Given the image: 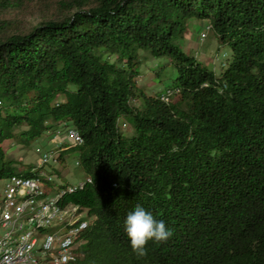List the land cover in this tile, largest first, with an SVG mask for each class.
<instances>
[{
  "label": "trees",
  "instance_id": "1",
  "mask_svg": "<svg viewBox=\"0 0 264 264\" xmlns=\"http://www.w3.org/2000/svg\"><path fill=\"white\" fill-rule=\"evenodd\" d=\"M58 6L26 32L0 19V187L45 169L10 142L74 127L83 142L53 150L78 152L82 184L44 178L91 216L67 264H264V0ZM193 19L227 49L219 71L184 49ZM136 206L173 233L143 258L124 230Z\"/></svg>",
  "mask_w": 264,
  "mask_h": 264
},
{
  "label": "bare ground",
  "instance_id": "2",
  "mask_svg": "<svg viewBox=\"0 0 264 264\" xmlns=\"http://www.w3.org/2000/svg\"><path fill=\"white\" fill-rule=\"evenodd\" d=\"M71 141L82 143L83 139L77 132V140ZM40 161L43 164L50 163L52 162V156H42ZM53 161H58L56 151L53 152ZM31 179L42 183V189L41 191H29L19 195L18 204L23 205L17 210L11 211L13 203L17 202V194H8V191H1L0 224H8V228L14 229L13 231L0 229V262L4 260L15 261L17 248L22 247L26 237H28L26 253L33 254H43L47 251L58 250L59 241H66L74 232L76 233L73 235V243H80L81 240L79 238L83 232L77 231L81 226L89 225L91 221L90 218H86L89 213L86 209L84 213H79L76 216L75 212H68V217L52 218L53 210H60L65 207V204L60 203L65 191H47L44 180L37 174H13L5 181H28ZM69 189L73 191V186L70 185ZM79 207L82 206L79 205ZM8 211L11 212L7 213ZM20 222L28 223H21L16 226V223ZM59 229V241H48ZM74 251L67 250V257L55 261L48 260L45 257H21L17 262H10L9 264H67Z\"/></svg>",
  "mask_w": 264,
  "mask_h": 264
},
{
  "label": "rangeland",
  "instance_id": "3",
  "mask_svg": "<svg viewBox=\"0 0 264 264\" xmlns=\"http://www.w3.org/2000/svg\"><path fill=\"white\" fill-rule=\"evenodd\" d=\"M59 0H24L20 6H12L11 8L0 7V19L8 22L10 33H16L18 31H29L33 26L38 24L41 20L50 18L53 14L58 12ZM208 24L204 20L193 19L190 23V29L188 30L183 46L186 51L194 52L199 55L202 60L207 61L212 67L219 71V60L223 57L226 48L221 47L218 50L217 42L211 39V31L206 36V28ZM148 78H145L147 80ZM127 126V122H124ZM60 131V132H58ZM57 132H49L45 134L39 141L32 145L24 146L10 142L9 154L17 159V161L24 164H34L41 167H45L44 170H40L39 173H35L49 181H56L57 183L67 184H79L82 183L85 175L82 167L77 163V151L71 152L66 156V162L52 161L50 163L43 164L38 159L42 150L55 149L59 146L67 147L71 145L72 141L67 140L65 136V129H59ZM57 154V151H56ZM57 157V155H56ZM57 160H59L57 158ZM58 169L61 171V177L53 170ZM20 168L18 171H21ZM37 170L36 167L34 171ZM53 171V173H52ZM6 180V179H5ZM3 179L1 187L5 184ZM2 191V190H1ZM86 218H90L86 216Z\"/></svg>",
  "mask_w": 264,
  "mask_h": 264
},
{
  "label": "built area",
  "instance_id": "4",
  "mask_svg": "<svg viewBox=\"0 0 264 264\" xmlns=\"http://www.w3.org/2000/svg\"><path fill=\"white\" fill-rule=\"evenodd\" d=\"M64 132L68 141L77 140V131L74 127L65 128ZM53 152L54 150L52 149L42 150L38 159L40 160L42 156H52V161H53ZM76 164H78V162ZM41 189H42V183H39L38 181H34L31 179L28 181H19V180L5 181V186L3 187L2 191H8V194H17V202L13 203L11 209L12 211L19 209L23 205V204H18L19 195H22L24 192H29V191H41ZM84 210L85 209H83V207H79V205H72L71 203H66L63 209L52 211V218L68 217V212H75V216H76L79 213H84ZM11 211H8L7 213ZM21 223H28V222L16 223V226ZM87 227L88 225L81 226L77 232H84ZM0 229H7V231H13L14 228H8V224H0ZM74 233H72L70 235V238H67L66 241H59L60 229L56 231V234L51 236V238L48 241H59V249L47 251L44 252L43 254L26 253V243L28 242V237H26L22 247L17 248L16 260L15 261L4 260L3 262H0V264H9L10 262H17L18 259L21 257H28V258L45 257L48 260H54V261L67 257V250H78L79 245L81 243V241L80 243H73Z\"/></svg>",
  "mask_w": 264,
  "mask_h": 264
},
{
  "label": "clouds",
  "instance_id": "5",
  "mask_svg": "<svg viewBox=\"0 0 264 264\" xmlns=\"http://www.w3.org/2000/svg\"><path fill=\"white\" fill-rule=\"evenodd\" d=\"M124 230L130 240L131 250L137 258L147 255L149 241L164 243L173 234L162 220L155 219L141 206H136L134 211L127 214Z\"/></svg>",
  "mask_w": 264,
  "mask_h": 264
}]
</instances>
